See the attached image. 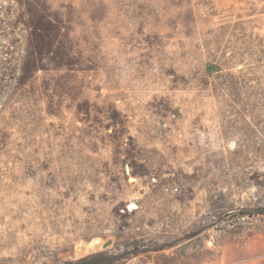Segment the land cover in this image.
<instances>
[{"label":"rangeland","instance_id":"rangeland-1","mask_svg":"<svg viewBox=\"0 0 264 264\" xmlns=\"http://www.w3.org/2000/svg\"><path fill=\"white\" fill-rule=\"evenodd\" d=\"M98 253L264 264V0H0V264Z\"/></svg>","mask_w":264,"mask_h":264},{"label":"trees","instance_id":"trees-1","mask_svg":"<svg viewBox=\"0 0 264 264\" xmlns=\"http://www.w3.org/2000/svg\"><path fill=\"white\" fill-rule=\"evenodd\" d=\"M29 25L32 29H36V25L33 22V19H31V21H29ZM101 254H93V255H89L81 260L78 261V263H86L89 262L88 264H105V260H100Z\"/></svg>","mask_w":264,"mask_h":264},{"label":"bare ground","instance_id":"bare-ground-1","mask_svg":"<svg viewBox=\"0 0 264 264\" xmlns=\"http://www.w3.org/2000/svg\"><path fill=\"white\" fill-rule=\"evenodd\" d=\"M134 207H135V206H133V205H130V206H129V208H133V209H134Z\"/></svg>","mask_w":264,"mask_h":264}]
</instances>
